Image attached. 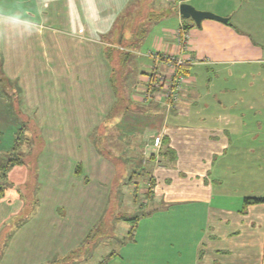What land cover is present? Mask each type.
Returning <instances> with one entry per match:
<instances>
[{
  "label": "crops",
  "instance_id": "1",
  "mask_svg": "<svg viewBox=\"0 0 264 264\" xmlns=\"http://www.w3.org/2000/svg\"><path fill=\"white\" fill-rule=\"evenodd\" d=\"M25 1L32 5V11H38V15L44 16L46 13L44 9L51 10V21L31 20L30 16L32 17L34 12L17 19L7 15L8 18H0V25L4 26L3 31L10 28L12 24L22 27L23 24L34 23L41 28L40 31L47 26L60 25L63 28L58 34L54 32V36H57L59 40L67 38L75 42L68 46L70 57L74 59L96 57L99 58L100 63V66L94 68H84L81 82H77L73 76L68 87L60 85L50 87L43 82L28 81L29 78H33L31 76L37 68L31 65L33 62L31 59L34 58L32 52L16 49L15 54L10 55L3 51L0 56L2 70L8 71L14 62L15 72L23 73L22 78L28 81L23 89L18 87V90H24L23 98H19L18 102L23 99V105L37 106L39 116L42 118L41 122L45 125L47 121L58 122L56 118L61 113V107H68V119L80 121L81 127L82 123H85L87 130L91 123L99 120V117L111 113L118 98L117 90L110 79L113 67L108 65L109 61L104 54L103 45L100 44L93 53L91 42L116 39L118 44H123V40L127 42L132 39L136 47L146 40L149 45H154L156 51L174 52L178 45L174 30L179 23L188 25L185 27L189 33L191 49L183 51V54L195 55L206 60L183 65L182 71L186 74V84L177 104L167 108L162 96L145 97L148 87L144 80L145 75L153 69L164 70L166 67L164 62L151 58L150 63H142L138 72L135 71V90L133 89L130 95L135 102V112H121L119 115V110H116L115 115L119 117L113 120V126H115L114 123H117L119 127L122 126L124 119L128 123L135 122V126L131 127L135 129V146H138L139 153L150 150H146L150 145L149 141L158 133H162V138L166 137L165 146L174 150V157L166 153V156L160 155L159 162L153 159L146 162L148 169L142 172L141 177L143 181L146 179L153 181L150 197L157 199L163 197L170 203L202 202L205 205L203 228H200V232L197 230L199 233L193 244L189 264H264V201L247 205L243 203L245 196H264V176L257 175L252 182H241L240 186L229 178L226 179L225 176L227 172L235 171L231 158L240 153H256L258 169L264 165V117L262 116L264 114V36L261 35L262 42L259 43L253 40L250 34L248 37L246 33L236 30L233 26L238 25L237 22L233 23V20L263 21L264 23V1L235 0L232 4L230 3L231 6H223L228 10L220 15L228 16L232 23L230 25L211 18H204L199 25H196L191 18L183 20L178 12V4L182 1L196 7L211 0ZM191 1H195L194 4ZM230 1L232 0H218L219 4ZM214 2L216 3L217 0ZM132 5L134 8L136 5L138 9L145 10V17L140 19L138 9L128 14ZM198 9L216 12L202 6ZM233 11L237 14L235 18H233L235 16ZM247 12L251 16L250 14L247 16ZM157 13L158 16L155 17ZM127 21H130L131 29L128 36L126 30L118 29V27L127 26ZM161 21H169V24L156 29L155 24ZM56 29L54 28V31ZM64 32L68 35H64ZM133 32L135 40L130 36ZM21 34L22 31L19 35ZM145 35L150 37L143 40ZM36 40L43 42V38ZM51 40L56 39L52 36L49 41ZM135 62L136 66L138 61ZM208 67H217V72L223 71L227 74L228 86L223 87L222 95L219 97L216 96L219 94L214 92L217 89L214 83L201 85L191 75L194 68L209 69ZM75 74L72 73V75ZM217 87L219 90L222 88V86ZM0 88H2L1 85ZM59 91L66 94H58ZM1 94L0 92V116H4L5 110H9L10 114H6L12 120L15 114L10 109L9 98L3 94L6 96L3 99ZM248 112H250L249 115ZM55 123H51L50 128L41 129L39 131L41 135L39 133L37 136L42 140L46 138L49 142L48 146L51 147L49 149L52 151L60 148L63 152L68 149V144L60 139L64 137L62 134L57 135L54 130ZM20 128L21 125L19 127L16 125L13 131H3L0 148L11 151L16 138H19L21 149L24 132ZM30 138L32 139V135ZM42 140H40V146L43 148L45 142ZM57 142L58 145L54 144ZM162 147L161 142L160 148ZM225 157H227L226 160ZM93 163L94 171L100 168L99 172H103L104 175H107L106 171H110L108 175H114L112 174L114 165L111 162L103 160L98 163L94 159ZM214 165L219 167L214 169ZM248 165L249 162H245V167ZM15 167L20 165L14 166L10 171ZM213 171H215L214 174H212ZM25 182H27V176L19 183L11 182L0 195V247L2 248L0 264H40L49 261L57 255L59 249H63L61 246L67 247L72 240V235L77 232L78 216H82L84 220L87 219L91 214L89 210L93 201L100 202V195L99 197L71 195L68 196V198L71 197L70 201L67 199L66 201L71 204L72 219L67 221L66 218H61L53 210L54 206L49 207L48 212L39 209L29 217L27 210H23L28 208V199L23 200L22 193L18 189L19 185L22 186ZM34 201L37 202L38 198L31 200V202ZM221 201H235L237 204L235 206L219 205ZM87 207H90L89 210H86ZM17 218L20 221L13 226L14 222L11 223V220ZM157 232L151 228L141 229V231L136 228L135 242L139 241L142 246L148 245V248H152L157 244L153 243L155 240L153 235ZM41 233L42 236H39ZM56 234L61 235V243L57 241L59 237L54 236ZM137 234H140L141 238H138ZM178 252L181 254L179 250ZM83 255V258L79 260L87 259L85 251ZM153 260L143 264L185 263L181 255L172 259ZM101 261L99 260V263ZM140 261L142 263L143 260ZM66 264L72 263L67 261Z\"/></svg>",
  "mask_w": 264,
  "mask_h": 264
},
{
  "label": "rangeland",
  "instance_id": "2",
  "mask_svg": "<svg viewBox=\"0 0 264 264\" xmlns=\"http://www.w3.org/2000/svg\"><path fill=\"white\" fill-rule=\"evenodd\" d=\"M233 1L235 0L219 4L218 0L216 3L214 0H211V2H207L204 5L198 4L199 6L196 7L210 8L220 15L226 13L228 10L223 6H231ZM194 2L192 3L194 4ZM31 6L25 0H0V18H8L9 16L10 18L17 19L25 15L29 16L30 12H34L35 16H30L31 20L51 21V10L44 9L43 11L46 13H44V16H41V14H37V10L32 11ZM135 9H138V7L135 5L134 8L132 5L128 14L135 11ZM138 10H140V13L138 11L136 13L139 14L140 19L144 18L146 15L145 10ZM249 14V12L246 13L247 16ZM236 15L234 12L233 18ZM234 22L238 24L237 26L233 25L236 30L246 33L248 37L250 34L253 40L255 39L259 43L262 42L260 39L261 35L264 36L263 21L233 20ZM166 24H169V21L158 22L155 24V28L158 29L159 26ZM12 25L10 28L5 29V31H3L4 26L0 25V54H3V51H5L10 55H14L16 49H25L32 52L34 58L31 59L33 61L31 65L37 68L34 69V75L31 76L33 78L28 79L29 82L39 81L50 87L56 85L68 87L73 76L77 82H81L82 76H84V68L89 69L100 66L99 58L97 59L96 57L79 59L70 57L68 46L73 41H69L67 38L59 40V38H56L57 36H54V32L58 34L63 28L60 25L47 26V28L42 27L41 31V28L34 23L23 24L22 27ZM129 25L130 21H127V26L118 27V29L119 31L126 30L128 36L130 34L128 33L129 30H131ZM54 28L57 29L54 31ZM21 31L22 34L19 35ZM64 35H68L67 32H64ZM52 36L56 39L55 41H49V39H52ZM130 36L135 40L134 32ZM148 36L145 35L143 40L147 39ZM39 38H43V42L36 40ZM91 43L93 44V53L100 44L103 45L104 54L108 59L109 55L107 52L110 51L109 54H111L112 58H110L111 61L108 60V65L110 67H113L115 64L117 67L119 65V68H116L111 74L114 82L116 81L115 88L118 97L134 102L130 95L135 90V71L138 72V68L141 67L142 63H150L151 58L147 56V53L150 50L155 51L154 45H149L145 40L135 47V42L132 39L127 42L123 40V44H118L116 39L112 41L103 39L102 42ZM254 44L258 45V43ZM121 47L125 48L122 49ZM128 49H131V51ZM124 55L125 61H123ZM135 61H138L136 66ZM14 65L15 63L13 62L12 68L8 71H0V85L2 87L0 88V92L2 93V98L4 99L6 96L9 98L10 109L15 114L14 120L7 117L6 113L10 114L11 112L9 110H5V115L0 116V138H3V131H13L16 125L18 127L21 125L24 132L21 139L23 144L18 152L25 161L20 167H15L12 171L8 172L7 178L0 180V185H4L5 182L19 183L27 176V182L22 186L19 185L18 189L22 193V199H28V208H23V210H27L26 212L29 217L39 209L48 212L49 207L54 206L53 208L55 209L53 210L61 218H66V220L72 219L73 217L70 215L71 204L66 201V199L69 200L71 198H68V196L94 195L99 197L100 195V202L93 201L92 207L90 206L91 209L89 210L90 207L86 208L91 213L87 219L84 220L82 216H78L77 221H79V224L76 225L77 232L72 235L73 238H71L72 240L67 244V247L66 245L61 246L63 249H59L55 257L51 258L50 256L49 258L51 259L49 261L58 257L57 263L60 264H64V261H70L72 264H98L99 260H103L104 264H143V262H147L148 260L154 261L153 259H155L159 261L165 258H177V255H181L185 260L184 264H189L195 238L201 231L200 228H203L205 205L202 202L170 203L163 197L157 199L146 194L149 180L143 181L141 177L142 172L148 169L146 162L150 159L159 162L160 155L162 156L161 148L156 149L152 146L154 137L152 136L153 138L149 141L150 145L146 148V150H150L139 153L138 146H135V129L131 127L135 126V122L128 123L124 119L122 126H117V123H114L115 126H113V120H117L119 116H116V113L112 112L103 115L101 118L99 117V120L91 123L90 128L87 130L85 123H82L81 127L80 121L68 119V107H61V113L56 118L58 122L47 121L45 125V123L41 122L42 118L39 116L37 106L23 105V99L20 100L21 102H18L19 98H23L24 94V90L20 91L18 87L20 86L23 89V86L27 84V80L22 78L24 76L23 73L19 74L16 73L17 71L15 72ZM208 68H194L191 75L201 85L214 83L217 88L214 92L215 94H219L216 95L219 97L222 95L221 91L223 87L227 88L228 86L227 74L223 71L217 72V67ZM72 73L76 74L72 75ZM14 76L16 77L13 78ZM11 81H14L15 85L18 86H14L17 91H13V88L11 89L9 86ZM217 86H222L221 90ZM63 93L58 92V94ZM8 94H10L11 100ZM20 94H22L21 97ZM118 112L120 115L121 110ZM126 112H135V107L126 110ZM262 116L264 117V114ZM51 123H55L54 130L57 132V135L62 134L64 137L60 139L68 144V149L63 152L60 151V148L52 151L49 149L51 147L48 146L49 142L46 141V138L42 140L37 136L39 133L41 135L39 131L41 129L44 130V127L50 128ZM84 131L87 132L84 133ZM86 133H88L87 136L85 135ZM31 135L32 139L30 138ZM69 135L71 136L66 139ZM40 140L45 142L43 148L40 146ZM58 142L54 144L58 145ZM243 150H245V147H243ZM9 152L0 148V156L2 157L7 156ZM151 154H153V157H150ZM255 154L244 152L232 157L235 171L227 172L225 174L226 179L229 178L230 181L240 186L241 182H252L257 175L261 174L264 176V165L258 169L256 165L258 160ZM94 159L98 163L103 160L111 162L114 165V172L112 173L114 175H108L110 171H106L105 174L107 175H104L103 172H99L101 171L100 168L94 171L92 166ZM245 162H249V165L246 167ZM218 167L219 165H214V169ZM141 189L142 191H140ZM33 198H38V201L31 202ZM35 202L36 204H34ZM218 204L235 206L237 203L235 201H221ZM135 215H138L137 219H126L132 218ZM19 221V218L12 219L11 223L14 222L13 226H15ZM136 228H139V231L147 228H151L156 232L160 230L153 235L155 239L153 243H157L156 246L148 248V245L142 246L141 242H135ZM39 236H42V233ZM54 236L59 237L57 239L58 242H62L60 234ZM137 237L141 238V235L137 234ZM178 250L181 254H179ZM84 251L86 252L87 259L79 260V258H83ZM1 252L2 248L0 249ZM140 260H143L142 263ZM49 261H45L44 264H51L53 260Z\"/></svg>",
  "mask_w": 264,
  "mask_h": 264
},
{
  "label": "built area",
  "instance_id": "3",
  "mask_svg": "<svg viewBox=\"0 0 264 264\" xmlns=\"http://www.w3.org/2000/svg\"><path fill=\"white\" fill-rule=\"evenodd\" d=\"M179 2L180 0H171ZM175 39L178 43L177 50L174 52L148 51L147 56L155 61H161L166 64L164 70L153 69L145 75L147 89L145 97L152 98L160 95L165 99L167 108L175 106L179 96L186 84L185 75L181 72V67L185 64L195 63L198 60L205 61V58H199L191 54H183V51L191 49L189 42V33L183 23L174 30ZM162 142V133L154 136L152 146L160 149Z\"/></svg>",
  "mask_w": 264,
  "mask_h": 264
},
{
  "label": "trees",
  "instance_id": "4",
  "mask_svg": "<svg viewBox=\"0 0 264 264\" xmlns=\"http://www.w3.org/2000/svg\"><path fill=\"white\" fill-rule=\"evenodd\" d=\"M149 16H152V15H149ZM157 16H158V13L155 14V17H157ZM182 19L185 20V18H182ZM228 24L230 25L232 23H228ZM184 26L188 27V25H184ZM140 36H142V34ZM109 52L110 51L107 52V54L109 55V59H107V60H110L111 61L110 58H112V57L110 56L111 54H109ZM0 56H2V55L0 54ZM125 60H126V58H125V55H124L123 61H125ZM0 62H1V60H0ZM1 66L2 65L0 64V71H3ZM182 67H181L180 70L186 76V74L182 71ZM116 68H119V65L117 67L116 64H115L113 66V71ZM117 71H118V69H117ZM110 79H111L112 85L115 88V85H116L115 82L116 81L114 82V78H112V77H110ZM9 86L11 87V89L13 88V91H15L16 90V87H18V86L15 85V82L14 81H11V83L9 84ZM14 86H16V87H14ZM8 95H10V94H8ZM134 104L135 103L133 101L129 100V99L128 100H125V99H122V98H119L118 97L117 98V102L112 107L111 113L113 112L115 114L116 110H122L121 112H126V110L133 109L135 107ZM162 143H163V147L161 149V154L164 155V156H166V153H167V154H170L171 157H174V155H173L174 150L172 148H169V147L165 146V144L167 143L166 137L162 138ZM18 150H20V139L19 138H16V141L14 142V144L12 146V149L7 154V156H5V157L0 156V180L1 179L5 180L7 178V176H8V172L14 166L21 165L25 161L24 158L22 159V156L18 152ZM150 157H153V154H151ZM152 182L153 181L150 179V181H148V183H147V187H146V189H147L146 194L147 195H150L151 192H152V190H151V188H152V185H151ZM10 184L11 183H9V182H7V183L5 182L4 185H0V195L3 193L4 189L7 188L6 186H9ZM262 201H264V196H245L244 199H243L244 205H247L249 203L262 202ZM120 218H122V216H120ZM137 218H138V215H135L132 218H126V219H133L134 220V219H137ZM52 260L49 261V262L52 261L51 264H60V263H57V261L59 260L58 257H56L55 259H52ZM63 263L66 264L67 261H64ZM40 264H44V263H40ZM98 264H104L103 260L100 263H98Z\"/></svg>",
  "mask_w": 264,
  "mask_h": 264
},
{
  "label": "water",
  "instance_id": "5",
  "mask_svg": "<svg viewBox=\"0 0 264 264\" xmlns=\"http://www.w3.org/2000/svg\"><path fill=\"white\" fill-rule=\"evenodd\" d=\"M178 12L182 18H191L196 25H199L204 18H211L224 23H230L228 16L218 15L210 10L198 9L188 2H180L178 4Z\"/></svg>",
  "mask_w": 264,
  "mask_h": 264
}]
</instances>
